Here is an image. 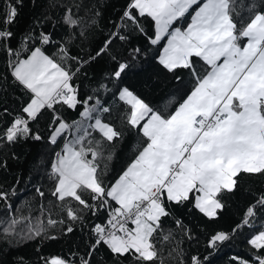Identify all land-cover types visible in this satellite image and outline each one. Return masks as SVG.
Wrapping results in <instances>:
<instances>
[{
	"label": "snow or ice",
	"instance_id": "snow-or-ice-1",
	"mask_svg": "<svg viewBox=\"0 0 264 264\" xmlns=\"http://www.w3.org/2000/svg\"><path fill=\"white\" fill-rule=\"evenodd\" d=\"M6 2L0 22V51L8 58L10 75L28 95V101L18 114L0 125V142L11 145L27 139L42 140L31 125L43 117L44 110H53L49 142L56 145L62 136H69L49 166V179L54 182L50 194L66 214V233L75 231L73 224L83 225L88 213L94 216L105 209L108 216L106 223L92 227L85 255L73 253L78 264H94L93 255L101 246L112 254L113 264H165L162 248L157 245L172 239V233L164 234L162 226L163 218L172 215L170 204L183 206L192 201L200 213L215 219L225 207L223 194L237 190L241 174L264 176V0L259 4L255 0H128L118 30L89 59L109 54L114 39H127L119 29H130L143 34L151 45L162 46L159 64L169 73L187 71L193 87L173 112L167 107L154 109L128 87L119 90V100L130 106L120 119L137 129L145 144L109 183L102 177L107 175V162L114 157L112 146L123 133L104 119L111 109L103 107L98 98H80L73 79L80 64L87 61L71 56L66 46L59 48L58 58L48 55L45 46L53 43V36L35 29H30L21 46L14 48L10 25L24 0ZM185 17H190V22L182 27ZM144 18L152 22L151 36L142 23ZM63 19L69 26L80 23L71 7L66 8ZM28 42H32L31 47ZM131 51L134 56L140 53L139 48ZM111 59L118 65L112 78L118 80L129 64L115 55ZM69 61L79 63L74 69ZM197 61L204 66L203 75ZM176 79L181 77L177 75ZM58 104L73 110L80 106V119L65 121L55 113ZM0 166H6V162H0ZM37 192L44 197L43 191ZM7 199L8 193L0 191V200ZM259 209H264V193L246 208L233 233L250 225ZM45 211L42 207L41 217ZM30 220L11 217L7 222L0 221L4 224L0 232L4 239L19 237L17 243L41 237L56 239L47 236L48 229L66 223L53 219L48 212L46 224L37 217L26 232H17V225ZM175 223L182 225L179 219ZM231 235L218 231L209 238L207 247L216 249ZM248 243L255 250L254 262L236 257V264H264V230ZM173 251L180 257L179 264H186L182 250ZM41 260L42 264H76L62 255ZM190 261L203 264L198 255L191 256ZM16 264L28 262L17 257Z\"/></svg>",
	"mask_w": 264,
	"mask_h": 264
},
{
	"label": "trees",
	"instance_id": "trees-1",
	"mask_svg": "<svg viewBox=\"0 0 264 264\" xmlns=\"http://www.w3.org/2000/svg\"><path fill=\"white\" fill-rule=\"evenodd\" d=\"M247 2L248 0H245V3ZM255 2L259 4L260 0ZM127 3L128 0H24L19 15L10 25L14 33L11 42L14 48L21 46L20 42L30 29H35L37 32L52 34L53 43L45 46L48 55L57 57L59 48L66 46L71 56L79 57L80 61H87L80 64V71L76 73L73 84L79 87L81 99L92 96L98 98L103 107L110 108L111 113L105 114L104 119L114 123L123 133L122 139L112 146L114 157L107 162V175L102 177L106 183L114 182L138 154L139 148L145 144L142 134L137 129L128 127L126 120L120 119L122 114L130 110V106L119 100V90L128 87L154 109L162 111L167 107L168 112H173L193 87L192 78L187 71L180 70L173 74L159 64L162 46L151 45L143 34L130 29H119L127 39H114L109 54L99 56L95 60L89 59L103 46L104 41L118 30L120 17ZM77 4L79 8L75 6ZM68 7L72 8L73 17L80 20L76 26L64 23L63 18ZM6 9V0H0V22ZM93 19L95 24L92 23ZM35 21L39 23H34ZM188 22L190 17H185L182 27ZM142 23L151 36L153 29L150 18H144ZM28 46L31 47L32 42H28ZM133 48H139L140 53L134 56L131 51ZM112 55L129 64L118 80L112 78V73L118 66L117 62L111 59ZM7 59L3 51H0V125L18 114L22 105L28 101V95L11 77L6 66ZM78 63L69 61L74 69ZM197 65L198 71L203 75L202 62L197 61ZM177 75L181 77L180 80L176 79ZM4 109H7V113H4ZM81 111L80 106L75 110L63 104L55 106V113L69 123L79 120ZM52 119L53 110L46 109L43 117L31 125L33 130L39 131L43 137L40 141L27 139L11 145L0 142V162H6V166H0V191L8 193L7 201L0 200V221L7 222L11 217H30V221L17 225V232H26L28 224H34L37 217L43 219L46 224L47 214L50 212L53 219H64L66 223L48 229L47 236H56V239L41 237L17 243L19 237L9 236L4 239L3 233L0 232V264H16L17 257H24L28 264H42L41 257L55 255H62L78 264V258L73 256V253L85 255L92 240V227L96 223H106L108 219L105 209H101L94 216L88 213L83 225L73 224L75 231L66 233V214L61 212L59 202L50 194L54 182L49 179V166L55 160V153L62 150L63 143L69 136L65 134L56 145H52L48 139ZM93 135L99 138L97 133ZM108 147L105 144V148ZM104 163L101 162L102 168ZM37 189L45 193L44 197L39 195ZM262 193L264 176L241 174L237 190L231 194H223L225 207L215 219H209L200 213L193 207L192 201L183 206L170 204L172 215L163 218L162 226L164 234L172 233V239L157 245L162 248L165 264H179L180 257L173 251L177 248L182 250L186 264H191L190 257L193 255H198L203 264H236L233 259L236 257L254 262L255 250L248 241L260 230H264V209L257 211L250 225L237 229L234 233L233 229L241 223L246 208ZM42 207L46 211L41 217ZM177 219L182 225L175 223ZM3 226L4 224H0V228ZM218 231L232 233L231 239L219 244L216 249L208 248L209 238ZM189 235L191 239L188 238ZM8 240H12V243L9 244ZM205 256L207 260L204 259ZM93 261L94 264H113V257L107 247L101 246L93 255Z\"/></svg>",
	"mask_w": 264,
	"mask_h": 264
},
{
	"label": "crops",
	"instance_id": "crops-1",
	"mask_svg": "<svg viewBox=\"0 0 264 264\" xmlns=\"http://www.w3.org/2000/svg\"><path fill=\"white\" fill-rule=\"evenodd\" d=\"M186 26V25H185ZM166 41H164V42H162V43H165ZM244 42H246V41H244ZM162 51V50H161Z\"/></svg>",
	"mask_w": 264,
	"mask_h": 264
},
{
	"label": "built area",
	"instance_id": "built-area-1",
	"mask_svg": "<svg viewBox=\"0 0 264 264\" xmlns=\"http://www.w3.org/2000/svg\"><path fill=\"white\" fill-rule=\"evenodd\" d=\"M131 227V225H129Z\"/></svg>",
	"mask_w": 264,
	"mask_h": 264
},
{
	"label": "rangeland",
	"instance_id": "rangeland-1",
	"mask_svg": "<svg viewBox=\"0 0 264 264\" xmlns=\"http://www.w3.org/2000/svg\"><path fill=\"white\" fill-rule=\"evenodd\" d=\"M161 53H162V51H161ZM161 53H160V54H161Z\"/></svg>",
	"mask_w": 264,
	"mask_h": 264
}]
</instances>
